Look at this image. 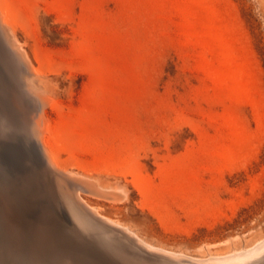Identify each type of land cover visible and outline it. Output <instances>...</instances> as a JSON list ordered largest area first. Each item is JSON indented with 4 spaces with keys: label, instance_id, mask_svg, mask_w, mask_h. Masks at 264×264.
<instances>
[{
    "label": "rangeland",
    "instance_id": "374dc122",
    "mask_svg": "<svg viewBox=\"0 0 264 264\" xmlns=\"http://www.w3.org/2000/svg\"><path fill=\"white\" fill-rule=\"evenodd\" d=\"M0 157L79 218L83 199L153 245L194 258L252 246L264 0H0Z\"/></svg>",
    "mask_w": 264,
    "mask_h": 264
},
{
    "label": "bare ground",
    "instance_id": "6f19581e",
    "mask_svg": "<svg viewBox=\"0 0 264 264\" xmlns=\"http://www.w3.org/2000/svg\"><path fill=\"white\" fill-rule=\"evenodd\" d=\"M8 28L9 33H11L10 30L12 28L10 26ZM17 39H14V41ZM18 41L15 42L18 44ZM20 48L23 49V47ZM28 60L31 61L30 59ZM40 77L43 79L45 76L42 75ZM45 79L44 83L49 82L47 81L49 79L46 77ZM38 83L37 85H42L41 80ZM44 85L43 88L46 89L48 84L47 86ZM50 87L52 86L50 85L48 88ZM46 91L49 92V96L53 95H50V92L52 93L51 89ZM34 132L33 134H35ZM36 149L38 156L42 158L41 150L37 145ZM72 174L76 176L75 173ZM85 174L84 178L87 176ZM89 176L91 175H88V178ZM99 178L95 179L99 180ZM95 179L93 178L92 180L94 181ZM102 182L103 187L107 185L104 184L105 181ZM98 183L101 184V181L99 180ZM107 186L109 187V185ZM115 190H119L118 186ZM107 191H110V189L107 188ZM125 194L127 195V193ZM81 203L91 213H94V208L89 206L85 200L81 199ZM100 209L102 210V208ZM96 214H98V211ZM77 217L68 212L58 194L52 193L49 188L41 187L32 177L17 174L14 172L12 164L4 162L0 157V264H165L157 260H149L147 257L136 254L120 243L107 238L89 236L85 229L78 225V223H81L78 220L79 217ZM105 221L111 224L110 226L114 225L123 228L127 232L129 231L128 233L131 232V234L136 235L135 238H139V242L143 244L146 251L162 255L169 260L184 264L187 262L192 264H264V238L252 246L238 251L229 250L224 253H212L194 258L190 256L191 253L187 255L185 252H176L172 251L173 249L169 250L163 246L153 245L147 240L140 238L139 234H136L137 232L134 233L129 227L119 221L108 217H105Z\"/></svg>",
    "mask_w": 264,
    "mask_h": 264
},
{
    "label": "water",
    "instance_id": "95a60500",
    "mask_svg": "<svg viewBox=\"0 0 264 264\" xmlns=\"http://www.w3.org/2000/svg\"><path fill=\"white\" fill-rule=\"evenodd\" d=\"M61 200L65 204L68 212H70L73 216H77L76 213L72 209H70L69 206L66 205L65 201L62 198ZM82 210L88 219L84 220L79 218L78 220L81 224L78 223V225L81 228H84L89 236L93 235L102 239L107 238L111 241L120 243L129 250L134 251L136 254L147 257L149 260H157L165 264H184L177 261L169 260L162 255L146 251L142 247L133 243L128 237L125 236V234H123V232L117 230V228H113L112 226H110L111 224L107 223L104 219L97 216L96 214L91 213V211H89L86 207L83 206Z\"/></svg>",
    "mask_w": 264,
    "mask_h": 264
},
{
    "label": "trees",
    "instance_id": "16d2710c",
    "mask_svg": "<svg viewBox=\"0 0 264 264\" xmlns=\"http://www.w3.org/2000/svg\"><path fill=\"white\" fill-rule=\"evenodd\" d=\"M222 154H224V153H222Z\"/></svg>",
    "mask_w": 264,
    "mask_h": 264
}]
</instances>
